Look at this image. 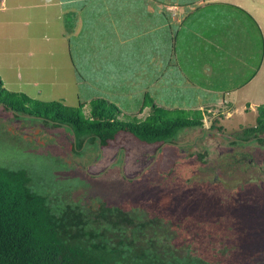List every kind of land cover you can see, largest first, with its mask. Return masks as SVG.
<instances>
[{"label":"trees","instance_id":"obj_1","mask_svg":"<svg viewBox=\"0 0 264 264\" xmlns=\"http://www.w3.org/2000/svg\"><path fill=\"white\" fill-rule=\"evenodd\" d=\"M76 1L67 2L63 7L75 8ZM101 1L105 12L112 7L111 13L116 15L101 32L114 35L116 39L110 41L120 47L116 53L102 48L106 51L100 52L99 55L104 56L100 63L110 70L105 69L103 74H119L117 80L120 82L130 78L133 81L131 87L143 88L138 92L142 97L136 98V106L140 105L139 110L149 107L150 112L143 118L126 115L113 101L97 96L89 101V115L84 117L78 107L59 101L42 102L22 92L5 90L0 78V101L3 104L20 112L45 117L48 121L66 124L81 138L97 137L99 132L106 135L125 130L145 141L165 140L185 127L201 125L204 110L190 106L165 107L155 102L157 90H160L164 102H168L174 92L177 94L180 90L177 88L187 89L178 83L187 87L197 85L218 96L234 88L226 87L228 79L221 75L236 70L248 73L239 87L260 68L264 54L262 31L252 14L239 5L209 2L190 10L180 23H176L169 17L170 12L163 8V3H173L174 0H157L154 4L152 0H113L114 3L110 0L112 5L108 0ZM124 9L126 17L122 18L119 13ZM77 16L72 11L74 20L78 19ZM67 27L72 33L76 26ZM254 33L259 38L261 52L252 47ZM102 39L103 44H109V40L103 36ZM108 79L114 86L116 79L109 76ZM153 81L156 86H151ZM146 88L152 92L151 96L150 91L144 90ZM247 130L264 132V106L258 107L255 126ZM32 178L22 168L0 165V264H66L69 260V263L77 264L73 258L79 251L80 230L85 235L81 251L90 255L86 264H109L110 259H114L109 250L116 245V234L120 232L117 230L128 229L124 214L115 219L114 213L102 204L96 210H87V207L81 210L82 207L78 213L69 212L70 205H66L57 214L50 210L42 194L32 187ZM85 214L92 215V218L83 220L81 216ZM97 218H107L109 223L106 226L110 230L115 226L114 233L102 236L99 232L104 231H99L98 227L104 229V226L101 223L95 226ZM92 220L95 222L90 226L97 236L89 235L90 226L86 227ZM145 232L143 228L134 233L128 229L126 239L122 238L117 245L126 251L127 257L142 255L151 264H197L198 259L199 264H205L201 257L193 256L189 245H176L169 234L161 238L152 235L153 239H150L153 232L150 230L148 237ZM136 239L143 243L135 244Z\"/></svg>","mask_w":264,"mask_h":264},{"label":"rangeland","instance_id":"obj_2","mask_svg":"<svg viewBox=\"0 0 264 264\" xmlns=\"http://www.w3.org/2000/svg\"><path fill=\"white\" fill-rule=\"evenodd\" d=\"M71 1L0 0V78L3 88L11 92H22L34 100L59 101L67 106L78 107L80 115L84 117L89 115V101L97 96L113 101L123 114L145 117L150 112L149 107L139 110L140 105L136 106V98L142 97V94H138V92L143 91V88L131 87L133 81L131 82L130 78L120 82L117 80L120 77L119 74H117L118 76L107 74L108 72L103 74L105 69L106 71L110 70L108 66L104 68L105 64L100 63L104 56L99 54L106 51L102 48L115 53L120 48L110 41V39H116L114 35L102 33L104 28L116 17L113 12L111 13L112 7L105 12L101 0H78L75 8L63 7L62 3L65 6L67 2ZM152 1V4L157 2V0ZM249 1L264 6V1L261 3L257 0ZM112 2L114 3L113 0ZM112 2L110 1L108 4L112 5ZM163 4V8L170 11L169 17H177L176 13H172V9L166 7L176 3ZM72 11L76 12L78 19H73ZM101 11L106 14L99 13ZM68 12L71 13L65 17L64 15ZM121 12L119 15L122 18L126 17V9ZM69 25L71 29L76 26L74 32L71 33L68 29ZM262 26L264 28V23ZM113 27L116 28L115 23ZM102 36L109 40L108 45L103 44ZM253 38L252 47L261 52L259 38H256L255 33ZM100 49L102 51H99ZM107 53L109 55L108 51ZM247 74L234 71L221 75L228 79L225 81L226 87L234 88L218 96L214 92H206L203 87L199 88L197 85L187 87L178 83L179 86L187 89L177 88L181 91L178 90L177 94L174 92L172 96H169L168 102L163 101L160 90H157L155 102L165 107L182 106L185 108L190 106L203 109L202 121L204 125L213 122L215 125L222 126L224 132L231 135L242 130L248 133L247 129L255 126L258 107L264 106V56L256 74L246 84L238 87ZM108 76L116 79L114 86L109 82ZM174 84L176 85V83ZM152 85L156 86V81H153ZM144 90L147 91L148 88ZM151 93L150 91L149 96ZM195 131L198 130H184L181 132L180 138L186 139L187 136H190L189 132ZM4 132L5 134L0 132V165L12 169L22 168L27 171L33 177L32 187L42 194L51 211L60 214L58 210L70 205L69 212L78 213L82 207L81 210L86 209L95 200L93 192L97 190V187H87L86 183L82 181L81 183L76 178H63L60 175L62 172L57 170L63 169V167L59 168V164L52 160L53 153L50 150L46 153H34L29 149L31 146L23 137L20 135L17 137L13 134L14 131L8 128ZM120 136H123L127 141L126 133H122V135L120 133ZM70 168L76 169L75 167ZM243 175L245 179H249L247 172ZM251 181L254 182V180H250L249 183ZM262 184L260 183V185ZM257 186V184L251 183L249 188L256 191ZM256 202L254 199L245 201V204L253 207L252 205H257ZM250 207L245 208L247 210ZM91 216L85 214L81 217L83 220H90ZM98 218L95 220V226H98L99 223L104 226V229L98 227L99 231L105 232H99L102 236L114 233L115 226L111 230L106 226L108 225L107 218ZM95 221H90L86 227ZM247 224V231L241 235L226 237V241L220 240L219 237H212L207 233H203L197 239L194 238L193 242L189 244L177 237H175V241H172L176 245H189L193 256L201 257L205 260V264H264V243H258V238L264 240V233L257 236L249 232L255 225ZM82 227L81 225L80 229ZM89 228V235L97 236L92 230L93 227ZM80 231L78 235L79 251L73 261L86 264L90 260V255L81 251L85 235ZM118 231L120 232L118 233ZM117 233L116 245H112V249L109 250L114 255V259L112 257L109 264L152 263L148 259L145 260L142 255H137V258L127 257L126 251L123 252L121 246L117 244L122 242V238L126 239L125 235L128 234V229L122 228L117 230ZM153 235L161 238L164 233L156 230ZM62 241L66 244L65 240ZM68 242L71 243L67 240ZM124 242L126 243V241ZM140 242L143 243L138 239L134 241L135 244ZM69 261L66 264H71ZM199 262L198 259L196 263L199 264Z\"/></svg>","mask_w":264,"mask_h":264},{"label":"flooded vegetation","instance_id":"obj_3","mask_svg":"<svg viewBox=\"0 0 264 264\" xmlns=\"http://www.w3.org/2000/svg\"><path fill=\"white\" fill-rule=\"evenodd\" d=\"M6 128L27 140L34 153L55 154L51 158L63 167L57 169L63 178L97 187L87 210L102 204L115 219L124 214L131 233L143 228L148 237L151 230L153 239L157 230L187 244L203 233L226 241L247 231V223L255 225L249 232L264 233V132L231 135L202 121L165 140L145 141L125 130L81 138L66 124L0 101L1 134ZM187 129L198 131L180 138ZM254 199L257 205L245 204Z\"/></svg>","mask_w":264,"mask_h":264},{"label":"crops","instance_id":"obj_4","mask_svg":"<svg viewBox=\"0 0 264 264\" xmlns=\"http://www.w3.org/2000/svg\"><path fill=\"white\" fill-rule=\"evenodd\" d=\"M262 1L264 0H257V2L259 3H261ZM61 2H64V1H61ZM209 2H230V3L236 4V5H239L245 8L247 11H249L252 14V16L255 18V20L259 24V27L262 31V35L264 39V28L262 26V23H264V8H263L264 6L250 3L249 0H174V3H176L175 5L172 3L173 6L171 5V6H166V7L169 8L170 10L172 9V13L177 14V17L175 18L172 17V19H174L176 23H180L185 17V15L190 10L194 9L195 7L199 5H204ZM236 67L238 68L237 65Z\"/></svg>","mask_w":264,"mask_h":264}]
</instances>
